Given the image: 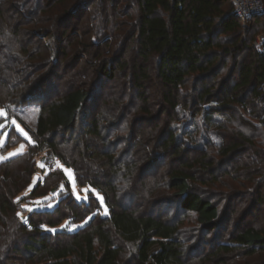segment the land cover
I'll return each mask as SVG.
<instances>
[{
	"label": "trees",
	"instance_id": "1",
	"mask_svg": "<svg viewBox=\"0 0 264 264\" xmlns=\"http://www.w3.org/2000/svg\"><path fill=\"white\" fill-rule=\"evenodd\" d=\"M91 6L92 32L99 38L110 34L113 51L119 49L115 67L104 61L84 73L82 65L75 73L79 84L63 96L52 99L46 88L26 87L19 97L9 93L4 107L23 125L18 109L41 102L34 139L38 145L46 142L73 169L78 183L99 192L95 200L100 205L95 201L93 209L86 206L83 211L90 215L100 207L107 213L66 233L68 243L53 242L63 233L45 232L43 227L54 228L71 218L61 205L35 211L48 216L46 220L18 215L16 197L36 173V152L2 161L0 264H9L21 253L34 264H119L123 244L136 248L137 264H187L191 251H185L181 238L179 211L194 213L204 231L216 232L223 222L219 206L196 186L204 183L199 175L207 176L209 183L227 182L222 185L231 189L256 190L257 204L264 205V50L253 46L264 32V16L242 19L231 0H0V38L10 42L23 25L32 23L38 37L59 45L68 24ZM103 78L110 88L102 105L128 102L145 113L153 101L150 91L159 85L157 104L166 108L169 126L147 136L139 134L138 120L131 122L130 127H136L131 147L116 158L109 149L114 144L101 129L102 122L108 124L98 111L86 112L88 104L100 99L92 88ZM212 100L216 105H210ZM122 118L126 121V115ZM192 152L197 155L191 156ZM27 159L21 171L13 169ZM165 160L180 163L167 169L172 196L157 200L151 176ZM56 174L50 172L46 183ZM41 186H34V192ZM161 204L176 205V213L161 211ZM53 215L59 219L51 220ZM239 250L248 255L263 251L264 228L248 226L234 232L227 241H219L213 257L220 263V253Z\"/></svg>",
	"mask_w": 264,
	"mask_h": 264
},
{
	"label": "rangeland",
	"instance_id": "2",
	"mask_svg": "<svg viewBox=\"0 0 264 264\" xmlns=\"http://www.w3.org/2000/svg\"><path fill=\"white\" fill-rule=\"evenodd\" d=\"M93 8L94 6H91L89 9L81 12L68 24L66 28L67 36L63 40V43L59 45L53 40L48 44L44 38L38 37L36 25L32 23L23 25L20 29V34L12 37L10 42L3 41L0 38V109L8 111L4 107L5 102H7L6 100L9 98L8 94L14 93L15 97H19L25 93L26 87L27 89L28 87L32 89L37 87L39 89L46 88L45 90L48 91L49 98L52 99L63 96L70 88L79 84V81H77L78 76H75V73L79 71L82 65L86 66L83 71L84 73L91 70L92 64L98 65L104 61H108V64L113 63L115 67L116 63L113 60H120L118 59L119 49L115 52L113 51L115 47L114 43L112 44V39L109 40L110 34L99 38L92 32L95 25L92 19ZM60 46L62 49H60ZM39 69L40 71H36ZM223 75H226L225 71ZM43 77L45 81L41 80ZM88 77L89 74L86 78ZM94 80L93 78L92 84L96 81ZM90 81L91 78H88L87 82ZM98 83L101 84L98 86L94 85L93 88L90 85V88L99 92L100 99L88 104L89 109L86 112L97 113L98 111L100 117L104 118V121L108 124L106 125L102 122L101 129L102 133L108 136L110 142L114 144V147H109V149L115 153L116 158H119L123 155L124 151L131 147V132L136 128L134 126L130 127L129 124L131 122L138 120L136 124H139L138 126L141 128L139 134L145 133L147 136H149L148 134L164 131L169 126L170 119L166 108H163L162 104H157L160 96L158 94L159 85H153L154 89L152 88L150 92L153 94L152 100L154 102L152 101V104L149 106V113H145L141 111V107H131L128 102H124L118 107L112 101L106 105H102L101 100L104 95L106 96L110 83L105 78ZM140 104L138 102V105ZM40 106V101H34L18 109L19 117L24 123L23 125L15 118L9 117V114L0 116V125H2L0 127V164L2 161H8L19 155H23L29 150L36 152L34 157L36 173L33 175L30 185L23 189L16 197L19 217L26 220L31 216H35L37 219L46 220L48 216L43 215L44 213L42 215H35V211L53 210L55 207L61 205L63 213L69 214L71 218L63 220L54 228L45 225L43 230L45 232H52L53 234L59 230L63 235H58L59 237L53 239V242L57 240L61 243H68L70 237H63L66 233L74 231L81 225L83 226L87 220H90L94 216L107 213V210H102L99 207L98 211L87 215L83 210L86 206L93 209L95 199L100 196L99 192L89 184L82 183L83 185H81L78 183L75 180L73 169L63 164L54 155L53 150L46 142L37 144L33 133ZM95 108L98 109L94 111ZM36 109L38 111H34ZM123 115H126V121L123 120ZM157 116L159 117L156 121L143 120L156 118ZM13 120L16 121L15 124ZM121 120L124 122L123 125H113V122ZM175 122L178 121H173L171 124H175ZM180 132L181 128L179 134ZM10 153L13 154L9 155ZM193 154L197 155L193 152L190 153L191 156ZM28 161L29 159L17 162L14 166L12 165L15 167L13 169H16V172L21 171L22 168L27 166ZM48 161H52V164L50 165ZM179 163L180 161L165 160L163 165L160 167L156 166L153 172L152 169L148 170L153 173L150 186L153 188L151 189L155 192L154 197L157 200L172 196L173 191L167 188V169L176 168ZM65 169L69 170V172H66ZM58 170H62L63 173H59ZM52 171H56L57 174L50 179V183L48 184L46 183L47 178ZM199 177L204 183L198 182L196 186L201 193L206 194L212 202L219 206L223 222L218 231L208 232L204 231L194 213L184 209L179 211L181 238L184 241L185 251H191L187 264H252L264 261V250L254 255L245 254L242 250L220 253L218 256L222 258L220 263L215 258L219 241H227L231 234L248 226L264 228V205L263 203L257 204V194L259 193L256 190L243 187L231 189L222 185L227 184V182L214 184L207 182V176L199 175ZM39 183L43 186L34 192L33 187ZM122 184L124 182L121 179L119 186L121 187ZM89 187L94 189L95 192L84 191L85 188ZM43 192H45V195H40ZM77 194L87 198L78 199ZM77 201H80V203H77ZM50 204L53 207H49L48 205ZM98 205L100 204L98 203ZM28 208H31L32 211H29ZM159 208L161 211L168 210L170 216H173L176 213L177 206L172 205V207H169L167 204H161ZM77 216H80V218ZM50 219L58 220L59 217L58 215H53ZM52 229H55V231H52ZM122 250L119 264H137V250L134 246L123 244ZM211 254L214 255L211 256ZM9 264L34 263L27 261V256L21 253L14 255L13 260Z\"/></svg>",
	"mask_w": 264,
	"mask_h": 264
},
{
	"label": "built area",
	"instance_id": "3",
	"mask_svg": "<svg viewBox=\"0 0 264 264\" xmlns=\"http://www.w3.org/2000/svg\"><path fill=\"white\" fill-rule=\"evenodd\" d=\"M235 6V13L242 19L264 16V0H231ZM253 46L258 50H264V32L258 35ZM210 105H216V101H210ZM51 165L52 161H48Z\"/></svg>",
	"mask_w": 264,
	"mask_h": 264
},
{
	"label": "snow or ice",
	"instance_id": "4",
	"mask_svg": "<svg viewBox=\"0 0 264 264\" xmlns=\"http://www.w3.org/2000/svg\"><path fill=\"white\" fill-rule=\"evenodd\" d=\"M34 111H38V109H36V110H34ZM5 115H7V113H6V111L4 110V109H0V116H5ZM13 123L15 124L16 123V121L15 120H13ZM0 127H2V125H0ZM13 153H10L9 155H12ZM41 167H43V165H41ZM65 171L66 172H69V170H67V169H65ZM75 191V190H74ZM84 191L85 192H89V191H91V192H95V190L94 189H91L90 187L89 188H85L84 189ZM98 195V194H97ZM77 198L78 199H86L87 197H81V196H79L78 194H77ZM49 207H53V205H48ZM27 207V206H26ZM28 210L29 211H32V209L31 208H28ZM19 215V214H18ZM63 227V226H62ZM52 231H55V229H52Z\"/></svg>",
	"mask_w": 264,
	"mask_h": 264
},
{
	"label": "water",
	"instance_id": "5",
	"mask_svg": "<svg viewBox=\"0 0 264 264\" xmlns=\"http://www.w3.org/2000/svg\"><path fill=\"white\" fill-rule=\"evenodd\" d=\"M149 264H154V263L151 262V263H149Z\"/></svg>",
	"mask_w": 264,
	"mask_h": 264
}]
</instances>
